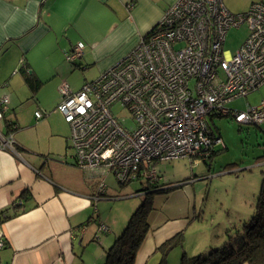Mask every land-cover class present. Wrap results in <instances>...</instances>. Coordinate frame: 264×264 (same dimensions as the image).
<instances>
[{"label":"crops","instance_id":"1","mask_svg":"<svg viewBox=\"0 0 264 264\" xmlns=\"http://www.w3.org/2000/svg\"><path fill=\"white\" fill-rule=\"evenodd\" d=\"M177 1L0 0V96L7 99L8 106L0 120V138L9 134L14 140L10 150L0 149V210L14 203L20 212L0 226L8 243L0 252V264L105 263L106 251L124 227H109L108 236L101 233L99 226L106 223L92 208L107 198L106 188L98 191L101 175L86 174L74 165L70 134H62L47 117L58 113V89L63 83L74 92L88 82L73 85L75 62L82 70L92 65L99 73L107 70L128 55ZM226 1L234 12L224 6L237 14L257 0ZM79 43L82 55L67 61L66 55ZM24 64L29 67L28 75L40 83L39 97L48 87L44 95L50 101L41 110L47 121L42 119L35 129L26 130H31L40 144L22 139V112L17 109L37 96L18 72ZM220 147L224 149V145ZM24 191L27 194L22 200ZM150 221L134 264H158L157 248L182 229L176 224L162 225L161 219L154 226ZM167 227L172 228L170 232ZM213 241L200 251L190 250V255L216 248L220 242ZM91 242L100 250L85 251Z\"/></svg>","mask_w":264,"mask_h":264},{"label":"built area","instance_id":"2","mask_svg":"<svg viewBox=\"0 0 264 264\" xmlns=\"http://www.w3.org/2000/svg\"><path fill=\"white\" fill-rule=\"evenodd\" d=\"M247 27L233 52L224 51L226 34ZM77 44L67 61L79 59ZM264 85V2L231 13L223 0H178L155 28L123 59L97 79L71 91L59 89L56 111L70 130L74 165L86 174L112 175L118 184H155L157 166L173 160L208 159L223 143L208 118L229 117L243 127L264 122V101L243 111L228 104ZM126 110L124 127L114 114ZM8 112L0 100V120ZM36 120L43 112H34ZM13 135L0 138V149L13 148ZM203 160V161H204ZM100 183L98 191L104 190ZM99 230L107 232L104 224Z\"/></svg>","mask_w":264,"mask_h":264},{"label":"rangeland","instance_id":"3","mask_svg":"<svg viewBox=\"0 0 264 264\" xmlns=\"http://www.w3.org/2000/svg\"><path fill=\"white\" fill-rule=\"evenodd\" d=\"M224 3L234 12L226 0ZM246 34L245 25L239 29L229 30L223 46L224 51L233 53ZM82 67L78 62L73 66L77 70L73 75V85L77 87L85 81H94L102 73H99L94 65L87 66L86 70H82ZM46 89L48 91V87L44 89L41 97L37 93L36 98L26 99L22 103V108L17 107V110L22 112V139L25 138L26 141L29 139V142L36 144L41 142H36L37 137L31 130H26L35 129L41 121H47V119L36 120L33 114L34 111L42 112L43 105L49 103L50 100L44 95ZM49 97L51 99L52 95L50 94ZM262 100H264V85L258 92L229 103L228 108L243 111L248 105L258 106ZM117 109L118 107L114 108V114L119 117L124 127H128L130 125L126 119L128 112L124 109L117 112ZM51 115L52 112L47 118L51 117L50 121L61 129L60 132L70 134L68 124L64 122L63 117L59 113ZM208 124L210 129L220 136L224 149L218 146L209 170L203 161V152L190 161L179 159L157 166L161 176V184L157 186L161 191L159 194L137 195L136 192L142 189L143 184L121 185L111 175H101L100 180L105 185L107 198L97 202L92 208L95 209L96 215L105 221L107 233L109 227L125 228L132 214L145 200L148 201L146 206L151 207L148 215L153 226L161 219L162 225L166 223L170 227L176 224L182 228L175 233L181 232L183 235L182 245L173 248L166 255L167 264H179L181 257H190L191 252L206 248L214 242L213 240L220 242L217 246L220 247L226 242V231H229L230 235L242 231L246 221L253 215L261 179L264 177V122L259 127L239 128L229 117H211L208 118ZM226 165H233V169L222 172ZM171 229L168 228V231L170 232ZM122 231L120 230L119 233ZM104 235L108 236L106 233ZM96 248L91 242L85 247V251Z\"/></svg>","mask_w":264,"mask_h":264},{"label":"trees","instance_id":"4","mask_svg":"<svg viewBox=\"0 0 264 264\" xmlns=\"http://www.w3.org/2000/svg\"><path fill=\"white\" fill-rule=\"evenodd\" d=\"M148 34L143 37L148 36ZM18 72L24 78L32 95L35 96L40 88V83L35 77L28 75L29 67L27 64L22 65ZM9 123L15 125L12 122ZM216 152H211L210 154L215 155ZM207 160H204V163L209 170L211 164ZM232 169L233 165H226L222 169V172H228ZM160 184L161 181H157L155 184L144 185L139 192H142L143 195L151 193L159 194L161 191H159L157 186ZM26 194L27 192L24 191L20 198L24 200ZM147 203V200L143 201L142 205L132 214L121 235L116 238L113 245L106 251L104 264H134L136 254L149 230L148 214L151 212V207L146 206ZM19 213L18 207L14 203L0 210V226ZM101 233L104 232L101 231ZM226 235V242L220 247L211 248L206 254L190 256L188 258L183 256L179 264H264V177L261 179L252 217L246 221L242 231L235 232V235H230L229 231H226ZM182 238L183 235L180 232L163 242L157 248V251L161 253L158 264H167L166 255L173 248L182 245ZM7 246V241L0 234V252Z\"/></svg>","mask_w":264,"mask_h":264},{"label":"flooded vegetation","instance_id":"5","mask_svg":"<svg viewBox=\"0 0 264 264\" xmlns=\"http://www.w3.org/2000/svg\"><path fill=\"white\" fill-rule=\"evenodd\" d=\"M136 194H137V195H143V193H142V192H137Z\"/></svg>","mask_w":264,"mask_h":264}]
</instances>
